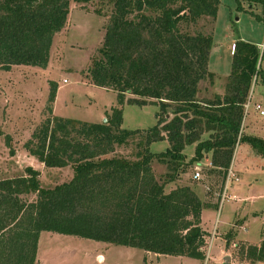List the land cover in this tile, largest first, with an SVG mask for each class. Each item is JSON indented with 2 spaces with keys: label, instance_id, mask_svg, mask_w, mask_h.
Wrapping results in <instances>:
<instances>
[{
  "label": "trees",
  "instance_id": "trees-1",
  "mask_svg": "<svg viewBox=\"0 0 264 264\" xmlns=\"http://www.w3.org/2000/svg\"><path fill=\"white\" fill-rule=\"evenodd\" d=\"M96 1L109 2L114 12L89 75L95 86L117 93L118 106L102 123L54 116L58 84L51 82V115L27 148L47 168L72 167L73 177L44 188L40 173L28 168L27 176L0 180V264H38L43 232L205 260L211 235L202 214L219 206L203 202L190 185L177 184L178 177L212 154L208 176L223 190L238 142L264 156L263 139L240 136L253 83L264 77L261 49L237 40L227 93L202 102L201 82L214 79V38L183 29L205 17L216 19L222 0H0V68L47 69L71 2ZM242 1L264 6V0ZM149 104L165 114H157L155 126L144 133L123 128L126 105ZM171 104L174 117L167 120ZM204 133L210 138L201 140ZM137 136L142 139L135 159L115 155ZM162 141L170 147L153 153L150 146ZM194 144L195 156L186 161L183 153ZM155 159L167 166L162 179L155 175ZM32 195L36 200L27 199ZM241 254L264 263V242L243 247Z\"/></svg>",
  "mask_w": 264,
  "mask_h": 264
},
{
  "label": "rangeland",
  "instance_id": "rangeland-1",
  "mask_svg": "<svg viewBox=\"0 0 264 264\" xmlns=\"http://www.w3.org/2000/svg\"><path fill=\"white\" fill-rule=\"evenodd\" d=\"M243 7V10H239ZM114 6L107 1L87 4L71 2V11L65 28L53 42L47 69L33 66H14L10 71L0 68V180L27 176L33 167L40 173L44 188H54L69 181L73 170L47 168L27 148L34 132L51 115L48 110L51 82L58 84L53 115L89 123L107 121L112 108L118 106V95L110 89L97 87L90 79L89 69L99 57L103 47L109 19ZM184 32L206 33L214 36L209 69L221 74L232 68L235 40L260 45V66L264 71V6L252 5L242 0H222L216 19L205 17L191 24ZM231 75V74H230ZM231 76L209 78L200 84L198 94L202 102L224 96ZM131 96L128 95L127 99ZM264 77L253 83L246 104L245 118L240 136L264 140ZM249 107L247 108V106ZM123 128L146 130L157 124V114L164 116L159 105L124 107ZM175 105L171 104L166 119L174 117ZM210 138L204 133L201 140ZM141 136L127 146L117 149L115 155L136 158ZM197 144L185 149L186 161L195 156ZM168 141L153 143V153L165 152ZM143 149V147L141 148ZM212 168V154L206 155L200 165H193L181 172L177 184L190 185L203 202L214 203L219 209L204 210L205 227L210 238L206 259L157 255L144 250L116 246L84 239L43 232L40 237L38 264H264L252 263L243 258V247L260 246L264 242V156L250 144L238 142L230 170L239 182L232 181L227 199L222 203L224 189L215 177L208 176ZM155 175L162 179L167 166L157 159L153 162ZM197 172L200 178H195ZM37 195L28 197L36 200ZM229 258V261H226Z\"/></svg>",
  "mask_w": 264,
  "mask_h": 264
},
{
  "label": "built area",
  "instance_id": "built-area-1",
  "mask_svg": "<svg viewBox=\"0 0 264 264\" xmlns=\"http://www.w3.org/2000/svg\"><path fill=\"white\" fill-rule=\"evenodd\" d=\"M249 107V105L247 106V108ZM256 109L258 111H260V114L262 116H264V110L262 109V105L260 104H257L256 105ZM201 177V173L200 172H197L195 174V178H200ZM232 181H235V182H239V178L236 177V175L234 174V172L232 170H229V173H228V176H227V180H226V183H225V186H224V194H223V197H222V203L227 199V193H228V188H229V185Z\"/></svg>",
  "mask_w": 264,
  "mask_h": 264
},
{
  "label": "crops",
  "instance_id": "crops-1",
  "mask_svg": "<svg viewBox=\"0 0 264 264\" xmlns=\"http://www.w3.org/2000/svg\"><path fill=\"white\" fill-rule=\"evenodd\" d=\"M213 38H214V36H213ZM237 40H235V42H236ZM256 45H258V44H256ZM235 46V44H233V47ZM259 47H260V45H258ZM234 52V51H233ZM234 54V53H233ZM209 71L213 74V76H214V79H213V82H214V80L216 79V78H218V77H221V76H230V74H231V70L228 72V73H224V74H221V73H218V72H212L210 69H209ZM213 84V83H212ZM114 108V107H113ZM125 110V109H124ZM42 164V163H41ZM70 167V166H69ZM30 168H32V169H34L33 167H30ZM68 168V167H67ZM72 168V167H71ZM35 171H38V170H36V169H34ZM73 170V169H72ZM72 177H73V174H72ZM72 177L70 178V180L72 179ZM39 179H40V177H39ZM69 180V181H70ZM40 181H41V179H40ZM69 181H66V182H69ZM65 183V182H64ZM63 184V183H62ZM58 185H61V184H58ZM207 210H212V209H207ZM202 226H203V228L206 230V231H208L209 232V230L205 227V222H204V211H203V214H202ZM42 235V234H41ZM39 243H40V241H39ZM38 251H39V249H38ZM37 260H38V257H37Z\"/></svg>",
  "mask_w": 264,
  "mask_h": 264
},
{
  "label": "water",
  "instance_id": "water-1",
  "mask_svg": "<svg viewBox=\"0 0 264 264\" xmlns=\"http://www.w3.org/2000/svg\"><path fill=\"white\" fill-rule=\"evenodd\" d=\"M226 261H229V258H226Z\"/></svg>",
  "mask_w": 264,
  "mask_h": 264
}]
</instances>
